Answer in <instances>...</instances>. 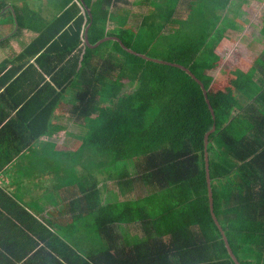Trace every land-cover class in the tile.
<instances>
[{
	"label": "trees",
	"instance_id": "1",
	"mask_svg": "<svg viewBox=\"0 0 264 264\" xmlns=\"http://www.w3.org/2000/svg\"><path fill=\"white\" fill-rule=\"evenodd\" d=\"M84 2L91 19L79 0H63L39 45L40 58L62 63L53 72L58 87L72 91L80 143L64 154L77 153V161L67 159L80 170L61 182L64 196L78 192L61 199L71 198L44 223L16 205L19 238L15 256L3 264H236L209 210L203 138L213 124L207 144L213 212L239 264H264V83L251 80L255 67L242 80L213 77L210 50L198 56L181 46L160 59L200 80L212 115L199 83L183 69L124 49L140 53L128 29L107 31L112 0ZM89 22L90 44L105 36L120 42L89 47L83 40ZM106 44L112 51L101 50ZM103 170L117 178L119 200H104L95 175ZM128 224L145 238L127 233ZM34 229L35 242L24 236Z\"/></svg>",
	"mask_w": 264,
	"mask_h": 264
},
{
	"label": "crops",
	"instance_id": "2",
	"mask_svg": "<svg viewBox=\"0 0 264 264\" xmlns=\"http://www.w3.org/2000/svg\"><path fill=\"white\" fill-rule=\"evenodd\" d=\"M198 1L112 0L110 19L114 17L119 27L136 29L137 33L139 29H147L153 24L158 26L157 33H163L165 27L162 23L169 9L175 16L179 8L187 11L198 8L204 16L198 19V23L204 30L199 33L198 41L186 50H197L199 56L207 48L215 46L213 53L218 56L219 64L215 66L217 68L207 70V73L215 70V76L228 77L223 71H227L225 68L229 64L225 63L230 61L236 71L245 70L246 66L255 67L251 80L264 83V0ZM9 2L0 0L1 6ZM10 6L14 12L15 7L12 4ZM42 6L31 5L19 13L15 10V18L10 25L0 23V264H3L1 260L15 256L12 248H15L17 241L15 236L19 238L18 232L15 233L16 205L20 204L42 223L44 217L64 206L61 199L69 194L64 196L66 187L59 182L63 166L58 167L57 163H66L65 157L61 155L62 150H73L80 143L78 135L81 127L73 121L72 103L68 102L72 91L59 88L61 78L53 75L55 70L61 69L62 63L40 58L44 50V47L39 48L40 41L47 38H42L41 33L49 34L48 24L63 9L53 18L45 19L40 16L43 10L39 8ZM35 9L39 10L37 21L30 17ZM117 16H121L122 20L117 19ZM183 44L182 38L168 47H182ZM250 47L254 55L252 57L249 55ZM228 51L230 53L225 57ZM61 138H68L67 142L64 139L67 143L64 149L58 147L57 141ZM73 190V193L78 192V189ZM103 197L107 199L105 194ZM130 225L134 224H128L127 227ZM139 230L130 229L126 232L144 239L145 234L142 232L143 236H139ZM24 234L25 238L29 237L33 242L37 240L36 229L33 232L27 230Z\"/></svg>",
	"mask_w": 264,
	"mask_h": 264
},
{
	"label": "rangeland",
	"instance_id": "3",
	"mask_svg": "<svg viewBox=\"0 0 264 264\" xmlns=\"http://www.w3.org/2000/svg\"><path fill=\"white\" fill-rule=\"evenodd\" d=\"M4 1H10L9 3L12 4L15 7L16 13L21 12V10H27L26 8H28L31 5H34V7H39L41 5L42 8H39V10H43L40 14V16L42 15V17H44L45 19H51L54 16H56L58 14L59 11H61L64 8V4H63V0H4ZM200 1V0H199ZM198 1V2H199ZM39 3V4H38ZM10 4H6L4 6H1L0 3V23H5V24H9L11 22H13V18H14V13L12 12V10L9 9ZM119 5H121V3H119ZM126 7L125 5H121ZM261 8H263L262 6H260ZM168 8V7H167ZM167 8H165L164 10H166ZM37 9L33 10L35 12H33L31 19H33L34 21H37V12L39 11ZM173 11L171 9L168 10L167 13V18L164 20L165 22L162 23L165 27V30L163 33H157L158 30V26L156 25H152L149 26L147 29H139V33H137L136 29L134 30H128L127 31V35L126 38H128L129 40L132 41L134 48L139 51L140 53H143L149 57L152 58H156V59H164L167 55V52L170 51L172 48L169 49L168 46L173 45L177 40L181 41L183 38V48H190V46L192 45V43H196L199 39V33L203 32L204 27H202L199 23H198V19L202 18L204 16H202V10L200 11V9H188L187 10H182L179 8V10L176 12L175 16H172ZM171 14V18L168 17V15ZM29 15H30V11H29ZM212 15V14H211ZM18 16H20L18 14ZM114 18V17H113ZM110 19L107 21V26L106 29L108 32H112V33H116L119 29V26L117 24H115L114 20ZM170 18V19H168ZM117 19L122 20L121 16H117ZM228 21H232V20H228ZM225 23V21H224ZM11 30V29H10ZM12 30H15V24L14 27L12 28ZM11 30V31H12ZM211 31V29H209ZM249 32H251L252 30H248ZM144 32H146L145 34H143ZM247 35V33H246ZM250 35V34H248ZM6 36V34L4 35ZM3 36V38H4ZM186 38H188L189 40H186ZM215 44L216 43H212ZM113 44H106L104 45L101 50L103 51H112ZM215 46H211L210 48H207L206 50H210V52L207 54V57L209 59V63L213 65V67H215L217 64H219V58L217 55H215L213 53V49ZM256 48L254 47L253 50H255ZM230 51H228L225 54V57H227L229 55ZM249 55L252 57L253 52H252V47H250V51H249ZM251 62V61H250ZM225 64H229L228 66H226L225 69H227V71H223V73H227L230 74V77H234V79L237 80H242V75H245L247 73V71L250 69L251 66H246L245 70L240 69V74L237 75L236 72V68L233 66H231V62L227 61ZM230 67V68H228ZM217 68V67H215ZM208 73L210 75H213V77H215V70L214 71H208ZM245 77V76H243ZM69 107V106H68ZM78 133V132H77ZM67 142L68 138H64ZM61 138V140H58V147L60 149H64L66 147H64L65 145H67V143L65 142V140ZM73 139V138H72ZM71 140V139H69ZM73 145H75V141H73ZM78 143V142H77ZM65 144V145H64ZM63 145V146H62ZM75 151V150H74ZM65 152H68V149L66 150H62L61 155L65 158H71V159H75L76 161L78 160L77 158V153L73 154V152H69L70 156H68L67 154H64ZM71 159H66V168L62 170V173L60 174V177L64 178V181L66 182V179L71 176L74 177V175H77L78 172V168H79V164L75 165V167L72 166V162H69V160ZM61 167H65V165L63 163H61L60 165ZM59 167V166H58ZM74 168V169H72ZM129 170L131 171L132 167H128ZM60 169V168H59ZM58 169V170H59ZM61 170V169H60ZM80 170V168H79ZM111 172V170H110ZM109 172L108 171H101V172H95V175L99 181L98 186L102 188L103 193H105V196L107 199L111 200V199H116L119 200L120 197L116 194L119 192V189H117V186L114 185L113 180L117 179L115 178H108L107 175ZM112 173V172H111ZM63 181V183L61 182V180L59 181L62 185H66L65 182ZM138 186V185H137ZM51 187V186H50ZM54 189V188H52ZM73 194V193H70ZM69 194V195H70ZM139 196V189L138 187H134L132 189V197H137ZM71 198H67L65 201H70ZM64 201V202H65ZM63 202V203H64ZM128 225L123 226L126 231L128 232V230L130 229H135V230H139L138 228L136 229L135 225H130L129 227H127ZM143 232V231H142ZM140 230L138 231L139 236H143Z\"/></svg>",
	"mask_w": 264,
	"mask_h": 264
},
{
	"label": "water",
	"instance_id": "4",
	"mask_svg": "<svg viewBox=\"0 0 264 264\" xmlns=\"http://www.w3.org/2000/svg\"><path fill=\"white\" fill-rule=\"evenodd\" d=\"M80 3L82 4L83 8L86 10V13L88 14V17L91 19V12H90V9L89 7L85 4L84 0H79ZM10 10H12L13 12V8L10 6L9 7ZM14 13V12H13ZM14 18H15V14H14ZM91 22H89L84 30H83V40L84 42L89 46V47H97L100 43L106 41V40H110V39H114V40H117L120 42V39L115 37V36H105L101 39H99L97 42H95L94 44H90L89 41H88V35H87V31H88V28L90 26ZM124 49L130 51V52H133L147 60H152V61H156V62H162V63H167V64H172V65H175V66H178L179 68L183 69L188 75H190L193 79H195L199 85H200V88L202 90V93H203V96H204V99H205V102L207 103V106H208V109L210 110V113L213 115V109L210 105V102H209V99L207 97V92H206V89L204 88L203 84L200 82V80H198L195 75L189 70L187 69L186 67L180 65V64H177V63H170L168 61H164V60H160V59H156V58H152V57H149V56H146L144 54H140V53H137V52H134L132 51L131 49H128L126 48L125 46L123 47ZM215 129V125L213 124L210 128V130H208L205 134H204V138H203V150H204V159H205V170H206V183H207V191H208V197H209V210H210V213H211V216L217 226V228L219 229L220 233H221V236H222V239L224 241V244H225V247H226V250L228 252V254L231 256V258L235 261L236 264H239L238 260L236 259L235 255L233 254L230 246H229V243L227 241V238L224 234V231L222 229V227L220 226L214 212H213V201H212V194H211V189H210V179H209V174H208V156H207V144H208V136L211 132H213Z\"/></svg>",
	"mask_w": 264,
	"mask_h": 264
}]
</instances>
